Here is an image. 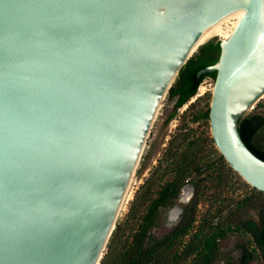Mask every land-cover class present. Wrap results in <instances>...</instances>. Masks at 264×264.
I'll return each mask as SVG.
<instances>
[{
	"label": "water",
	"instance_id": "95a60500",
	"mask_svg": "<svg viewBox=\"0 0 264 264\" xmlns=\"http://www.w3.org/2000/svg\"><path fill=\"white\" fill-rule=\"evenodd\" d=\"M238 9L199 74L216 146L264 192L238 129L264 97V0H0V264H100L164 94Z\"/></svg>",
	"mask_w": 264,
	"mask_h": 264
},
{
	"label": "rangeland",
	"instance_id": "374dc122",
	"mask_svg": "<svg viewBox=\"0 0 264 264\" xmlns=\"http://www.w3.org/2000/svg\"><path fill=\"white\" fill-rule=\"evenodd\" d=\"M202 83L205 92L197 96V91L182 106L169 91L161 101L136 167V179L104 250L108 260H115L141 234L145 246L157 242L175 264H196L201 254L189 251L190 247L218 235L220 247L210 252L211 264H239L240 244L252 251L255 263L264 264L252 236L238 228L241 220L258 218L264 192L235 171L216 146L210 118L204 117L211 106L215 78L207 76ZM248 115L264 116V97ZM256 142L264 149V125ZM188 181L196 186L193 200L179 221H171L168 208ZM184 223L189 224L187 231L176 234Z\"/></svg>",
	"mask_w": 264,
	"mask_h": 264
},
{
	"label": "trees",
	"instance_id": "16d2710c",
	"mask_svg": "<svg viewBox=\"0 0 264 264\" xmlns=\"http://www.w3.org/2000/svg\"><path fill=\"white\" fill-rule=\"evenodd\" d=\"M220 53V41L215 43L208 42L201 46L200 52L193 55L181 68L179 75L169 90L171 96H177L178 106L187 103L197 93L199 85L205 77L212 76L216 78V71H207L202 74H199V71L209 65L217 63L220 58ZM209 111L210 108L205 112L204 117L209 118ZM263 125L264 116L247 115L240 119L238 129L247 146L258 157L264 160V149L256 142L257 133ZM169 194L170 192L168 191L164 197L167 199ZM188 227L189 224L184 223L179 226L175 233L181 235L187 231ZM238 228L252 236L257 249L264 258V208L260 209L257 219L241 220ZM220 238L218 235H215L203 244L196 243L190 247L189 251L197 250L201 254V258L196 261V264H211L210 252L220 247ZM239 247L241 248L239 264H257L253 260L252 251L245 244H240ZM100 264H175V262L170 260L168 253L167 255H163V251L157 242L145 246L143 235L139 234L133 244L123 249L115 260H108V256L105 255L101 259Z\"/></svg>",
	"mask_w": 264,
	"mask_h": 264
},
{
	"label": "bare ground",
	"instance_id": "6f19581e",
	"mask_svg": "<svg viewBox=\"0 0 264 264\" xmlns=\"http://www.w3.org/2000/svg\"><path fill=\"white\" fill-rule=\"evenodd\" d=\"M242 9H238L227 16H225L223 19H221L219 22H217L215 25H213L209 31L202 37V39L196 44V48L194 49L193 55L197 52V50L204 44L208 43L215 37H219L222 39L228 38L230 34L233 32L234 28L236 27L239 18L243 14ZM205 92L204 84L202 83L198 88V95H201ZM167 93V92H166ZM166 93L164 94L163 98L165 97ZM194 97V96H193ZM162 98V100H163ZM161 105V104H160ZM160 108V107H159ZM159 110V109H158ZM193 193V188L191 186H187L184 189V192L181 196V200L187 201L191 198ZM175 210H179V213ZM182 213V208L180 205H176L173 209L170 211V218L172 220H176L180 217Z\"/></svg>",
	"mask_w": 264,
	"mask_h": 264
},
{
	"label": "flooded vegetation",
	"instance_id": "af4514ba",
	"mask_svg": "<svg viewBox=\"0 0 264 264\" xmlns=\"http://www.w3.org/2000/svg\"><path fill=\"white\" fill-rule=\"evenodd\" d=\"M193 185V193H192V196H191V198L189 199V200H187V201H182L181 200V196H182V194H183V192H184V187L185 186H187V185ZM195 190H196V186H195V184L194 183H192V182H190V181H188L186 184H184V186L183 187H181L180 188V191H179V193H178V195H177V198L170 204V206H169V210H168V215H170L169 213H170V211H171V209H173L176 205H180L181 206V208H182V213H181V215H180V217L178 218V219H176V220H172L171 218H170V216H169V219L171 220V221H179L182 217H183V215H184V212L187 210V208L189 207V205H190V203L192 202V200H193V196H194V194H195Z\"/></svg>",
	"mask_w": 264,
	"mask_h": 264
},
{
	"label": "clouds",
	"instance_id": "9594fccd",
	"mask_svg": "<svg viewBox=\"0 0 264 264\" xmlns=\"http://www.w3.org/2000/svg\"><path fill=\"white\" fill-rule=\"evenodd\" d=\"M177 212V214L179 213V210H175Z\"/></svg>",
	"mask_w": 264,
	"mask_h": 264
}]
</instances>
